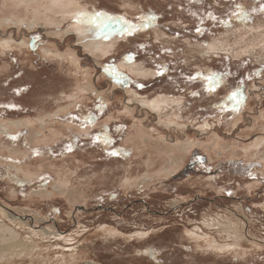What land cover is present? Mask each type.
<instances>
[{
    "label": "rangeland",
    "instance_id": "obj_1",
    "mask_svg": "<svg viewBox=\"0 0 264 264\" xmlns=\"http://www.w3.org/2000/svg\"><path fill=\"white\" fill-rule=\"evenodd\" d=\"M27 1L0 0V22H21L0 26V121L32 123L0 135V206L33 227L40 213L61 236L44 248L81 256L71 264H264V0H45L32 29L26 12L44 0ZM96 12L109 30L79 22ZM189 142L180 170L142 182Z\"/></svg>",
    "mask_w": 264,
    "mask_h": 264
},
{
    "label": "bare ground",
    "instance_id": "obj_2",
    "mask_svg": "<svg viewBox=\"0 0 264 264\" xmlns=\"http://www.w3.org/2000/svg\"><path fill=\"white\" fill-rule=\"evenodd\" d=\"M18 2H19V0H18ZM22 2V1H21ZM26 2H28L27 0H26ZM37 3V2H36ZM49 3H51V1H45L44 0V3H43V1H42V5H36V7H35V5H34V8L32 7V9L30 10V11H28V9H29V6L27 5V7H28V9H27V11L28 12H26L28 15H26L27 17H26V20L29 22V27H30V29H32V28H35L34 26L38 23V20H37V17H38V14H39V12L41 11V8L43 7L44 8V6H47V5H49ZM53 3V2H52ZM19 4H20V2H19ZM22 4V3H21ZM24 4V3H23ZM28 4V3H27ZM22 8V7H21ZM42 8V9H43ZM73 8V7H72ZM44 10H47V9H44ZM47 13H48V11H46ZM25 13V14H26ZM49 13H51V12H49ZM48 13V14H49ZM43 14H44V12H43ZM47 14V15H48ZM45 15H46V13H45ZM55 16V15H54ZM59 16V15H58ZM42 17V16H41ZM44 17V16H43ZM42 17V18H43ZM65 18V17H64ZM63 18V19H64ZM18 19V18H17ZM44 19H45V17H44ZM43 19V20H44ZM19 20V19H18ZM9 22H14L15 23V25H16V27L17 28H19V26L21 25V22H18V21H13V19H11V20H2L1 22H0V26H5V25H8L9 24ZM25 22V21H24ZM23 24V23H22ZM61 25V24H60ZM16 28V29H17ZM76 31L77 33H80L81 31H82V29H81V31L80 32H78V30L76 29V28H72V31ZM69 31V30H68ZM86 31V30H85ZM87 32V31H86ZM81 33H84V31L83 32H81ZM53 35H57V34H54L53 33ZM101 35V34H100ZM58 36H59V34H58ZM81 37H83V35H81ZM91 37V36H90ZM97 37V36H96ZM82 39V38H81ZM87 39V38H86ZM89 40V39H88ZM104 41H106V40H104ZM111 43V42H110ZM102 43L101 42H97V40H95V39H90V41H89V43L87 44V47L88 48H92L93 50H99L100 48L102 49ZM108 45V44H107ZM106 45V47H109V45L107 46ZM111 45V44H110ZM86 47V46H85ZM91 49V50H92ZM100 49V50H101ZM108 49V48H107ZM106 51V50H105ZM101 55H102V53H101ZM105 55V54H104ZM86 87V86H85ZM91 87H86V89L88 90V89H90ZM257 88V87H256ZM264 88V87H263ZM262 89V88H261ZM264 90V89H263ZM86 91V90H85ZM132 92V91H131ZM264 92V91H263ZM88 93V92H87ZM263 94V93H262ZM129 95H131V101H134V100H138L139 102H141L143 105H144V108H145V106H149L148 108H150L152 105L150 104V102L148 103V102H146V101H142V100H140V97H138L135 93H130ZM257 95V94H256ZM129 100V99H128ZM163 101V100H162ZM166 102V101H165ZM162 103V102H161ZM135 104H137V103H135ZM156 104V103H155ZM70 105H72V104H70ZM143 105L141 106L142 108H143ZM166 105V104H165ZM74 106V105H73ZM160 106V105H159ZM152 107H154V106H152ZM69 108H71V107H69ZM68 108V110H70ZM158 110V109H157ZM160 110V109H159ZM65 111V109H60V110H58L57 111V113L58 114H60V113H62V112H64ZM66 112V111H65ZM68 112V111H67ZM159 112V111H158ZM262 113V112H261ZM261 113H260V115H261ZM50 116V115H49ZM43 117V116H42ZM41 117V118H42ZM47 117V116H46ZM261 117V116H260ZM30 120L31 119H20V120H9V121H0V135H9V136H11V135H13L16 131L18 132L20 129H22V128H25V127H30L31 125L30 124H32L31 122H30ZM261 120V119H260ZM264 120V119H263ZM256 122V121H255ZM178 123V122H177ZM261 124L260 125H262V130H264V121H261L260 122ZM34 124V123H33ZM35 125V124H34ZM256 126V125H255ZM70 127V126H69ZM140 127V126H139ZM179 127V126H178ZM260 127V126H259ZM43 128V127H42ZM141 128V127H140ZM140 128H138V129H140ZM143 128V127H142ZM40 129H41V127H40ZM182 128L180 127V130H181ZM208 130V129H207ZM31 131V130H30ZM36 131H38L39 132V130H36ZM41 131V130H40ZM52 131V130H51ZM31 132H33V131H31ZM42 132V131H41ZM46 132V131H45ZM54 133V132H53ZM52 134V133H51ZM55 134V133H54ZM137 135H136V138H140V139H142V140H145L146 141V137L147 136H149L150 135V137L152 136V133H150V131H148V130H146L145 128H143V129H140V130H138L137 131V133H136ZM46 135V134H45ZM48 136V135H47ZM56 136V135H55ZM49 137V136H48ZM58 137V136H57ZM134 137V136H133ZM53 139H54V137H52ZM56 138V137H55ZM212 138V137H211ZM134 139H135V137H134ZM139 139V140H140ZM148 139V138H147ZM152 139H153V136H152ZM213 139V138H212ZM31 140L33 141V143H37V144H39L38 142L39 141H41V140H43V134H40V133H34L32 136H31ZM48 140V139H47ZM52 139L50 138V141H51ZM133 140V139H132ZM136 140L137 139H135V142H136ZM211 139H209V141H210ZM53 141V140H52ZM134 141V140H133ZM165 141V140H164ZM45 142V141H44ZM131 142V141H130ZM138 143H139V141H137ZM214 142H215V140H214ZM41 143V142H40ZM47 143V142H46ZM144 143V142H143ZM180 143V142H179ZM183 143H187L186 141L185 142H183ZM199 143V142H198ZM203 144H204V142H202ZM209 143V142H208ZM210 143H212V142H210ZM216 143V142H215ZM221 143V142H220ZM133 144V143H132ZM142 144V143H141ZM164 144V143H163ZM166 144V143H165ZM178 144V143H177ZM193 143H191V142H189V144H181V145H177V147H175L177 150H179V151H182V152H184V156H182L181 158H179L180 160H178V159H175V160H177L176 161V163L175 164H170L169 165V162H168V164L166 165V166H163V167H159L160 169H158L157 170V168H155L153 171L150 169V167H151V165H152V163L153 164H155L153 161H152V163H149V162H151V160L148 162L149 164H151L150 166H148L149 167V170L150 171H147V174L146 175H144L143 174V180H142V182H144V183H149L151 180H155V179H157V178H166V176H168L169 177V175L171 174V175H173L172 173H174L175 171H177L178 169H179V167L181 166V165H183L182 164V162H184V158H185V156L187 155V153H188V151L191 149V145H192ZM150 145V144H149ZM175 144H173V146H174ZM198 145H200V144H198ZM212 145V144H211ZM136 146V149L137 150H139L140 149V147H139V149H138V144H136L135 145ZM134 146V147H135ZM172 146V145H171ZM194 146H196V145H194ZM201 146H203V145H201ZM207 146H209V145H207ZM142 147V146H141ZM198 147H200V146H198ZM210 147V146H209ZM208 147V148H209ZM132 148H133V146H132ZM174 148V147H173ZM204 148V147H203ZM207 148V147H206ZM256 148H257V146H256ZM136 149H133V150H135V151H137ZM145 149V148H144ZM163 149V148H162ZM219 149V148H218ZM223 150H224V148H222ZM235 149V148H234ZM146 150V149H145ZM144 150V151H145ZM166 150V149H165ZM173 149H171V151H172ZM213 150V149H212ZM217 150V149H216ZM220 150V149H219ZM227 150V149H226ZM228 150H229V148H228ZM239 150V149H238ZM238 150H232V148H231V150L230 151H228V153L232 156V157H235L236 158V156H242V153L243 154H245L244 152H241V151H238ZM257 150H260V149H257ZM19 151V150H18ZM143 151V150H142ZM151 151H152V149H151ZM178 151V152H179ZM206 151V150H205ZM208 151V150H207ZM211 151V150H210ZM255 151V150H254ZM25 152V151H24ZM138 152V151H137ZM141 152V151H140ZM154 152V151H153ZM181 152V153H182ZM223 151H221L220 153H222ZM258 152V151H257ZM147 153V152H146ZM166 153V152H165ZM168 153V152H167ZM171 153V152H170ZM175 153V152H174ZM173 153V154H174ZM180 153V152H179ZM210 153V152H209ZM226 153V152H225ZM224 153V154H225ZM8 154V153H7ZM6 154V155H7ZM13 154L14 155H17V154H20L19 152H13ZM135 154V153H134ZM138 154V153H137ZM140 154V153H139ZM149 154V153H148ZM153 154V153H152ZM214 154V153H213ZM22 155V154H21ZM27 155V154H26ZM141 155L143 156V152L141 153ZM140 155V156H141ZM179 155V154H178ZM215 155V154H214ZM220 155V154H219ZM223 155V154H222ZM230 155H229V157H230ZM8 156V155H7ZM19 156V155H18ZM139 156V155H138ZM152 156H154V155H152ZM13 157V156H12ZM15 157V156H14ZM169 157V156H168ZM187 157V156H186ZM217 157V156H216ZM224 157V156H223ZM15 158H18L17 156L15 157ZM219 158V157H218ZM11 159V158H10ZM138 159H139V157H138ZM137 159V160H138ZM141 159H142V157H141ZM155 160V159H154ZM157 160V159H156ZM167 160V159H166ZM212 160H213V158H212ZM145 161H147V160H145ZM144 161V162H145ZM172 161H174V160H172ZM10 162H12V161H10ZM143 162V163H144ZM160 162V161H159ZM148 163H146L147 165H148ZM156 163H158V162H156ZM166 163V162H165ZM15 165H17V164H15ZM165 165V164H164ZM23 166V165H22ZM145 166V165H144ZM16 168H17V166H15ZM26 167V166H25ZM147 167V166H146ZM146 167H145V169H146ZM30 168V167H29ZM19 169V168H18ZM17 169V170H18ZM24 169V168H23ZM22 169V170H23ZM13 170V169H12ZM19 170H21V169H19ZM27 170V169H26ZM148 170V169H147ZM180 170V169H179ZM33 171V170H32ZM7 172V171H6ZM9 172V171H8ZM20 172V171H19ZM10 173V172H9ZM14 173V172H13ZM22 173V172H21ZM60 173V172H59ZM58 173V174H59ZM60 174H62V173H60ZM7 175V174H6ZM24 175L27 177V178H29L30 180L29 181H32L33 180V177H34V175H35V173L33 174V173H29L28 174V172L27 173H24ZM142 177V176H141ZM7 179H8V177H6ZM5 178V179H6ZM11 178V177H10ZM27 178H26V180H27ZM130 178V177H129ZM128 178V180L127 181H124V182H126V185H128L129 186V184H133V183H131V181L132 180H130ZM134 178V177H133ZM132 178V179H133ZM127 179V178H126ZM137 179H138V176H137ZM167 179V178H166ZM139 180V179H138ZM6 181V180H5ZM14 181V180H13ZM140 181H141V179H140ZM159 181H161V180H159ZM60 182V181H59ZM156 182V181H155ZM17 183V182H16ZM58 183V182H57ZM62 183V182H61ZM151 183H153V182H151ZM150 183V184H151ZM27 184H29V183H27ZM125 185V184H124ZM125 185V186H126ZM131 186V185H130ZM11 188V187H10ZM131 188V187H130ZM12 190V188L10 189V191ZM42 190V189H41ZM56 190H57V192L58 193H60V194H64V195H66V194H68L69 193V195H70V199H71V201L73 202L74 200H73V198H75V196L74 195H72L73 193L72 192H68L69 191V189L67 188V185L66 184H58L57 186H56ZM251 191V190H250ZM55 192V191H54ZM48 193V192H47ZM250 193V192H249ZM13 194V193H12ZM31 194V193H30ZM37 194V193H36ZM39 194V193H38ZM52 194V193H51ZM15 195V194H14ZM35 195V194H34ZM58 195V194H57ZM11 196V195H10ZM62 196V195H61ZM34 198H36V197H34ZM41 198V197H40ZM77 198V197H76ZM75 198V199H76ZM44 199V198H43ZM49 199V198H48ZM31 200H33V199H31ZM38 200V199H37ZM82 200V199H81ZM34 202H35V200H33ZM79 202V201H78ZM31 203V202H30ZM33 203V202H32ZM177 203V202H176ZM35 204H36V202H35ZM34 207V206H33ZM36 209V208H35ZM38 209V208H37ZM33 211V210H32ZM32 211H29V212H32ZM23 212H25V211H23ZM19 213H21L22 215H24L23 213H22V211H20ZM27 213V212H26ZM31 215H33V223H34V227L31 225V223H29V221H24V220H22L21 218H19V216H21V215H18V214H13V213H10L9 211H7V210H5V208H3V207H1L0 206V261H3V260H5V259H7V258H13V257H15L16 259H18V262H19V264H56L55 262H57V261H61V263H65V264H71V263H74V262H78V260L79 259H81V256L80 255H78L77 253L76 254H73V255H71L70 257H60L59 255H61L60 254V252H58V253H55V252H53V251H51L50 252V250L48 249V248H44V247H49V246H43V244L45 243V244H49L50 243V241L51 240H53L54 242H56L57 243V239L58 238H61V236L59 235V233H58V230H57V228H55L53 225H51V226H49V227H44V224L46 223V219L44 218V217H42L41 216V214L40 213H35V212H32L31 213ZM247 217V216H246ZM223 218V217H222ZM224 219V218H223ZM206 220H208V219H206ZM247 220V219H246ZM225 221V220H224ZM236 221V220H235ZM241 221V220H240ZM229 222V221H228ZM233 223V226H232V228H236V230H240L241 229V227H240V225H241V223L240 222H232ZM223 224V223H222ZM230 228V227H229ZM233 231H234V229H232ZM111 231V230H110ZM113 233V232H112ZM140 235H142L143 236V234H140ZM146 235V234H145ZM187 235H191V236H193L194 237V234L192 233V232H188V234ZM196 237V236H195ZM231 237V236H230ZM230 237H228V238H230ZM239 237V238H238ZM238 237H236V243H237V245L236 246H239L240 244H239V242L242 240V238H240L241 236H238ZM234 243V242H233ZM235 243V244H236ZM231 245H234V244H231ZM217 246V245H216ZM218 246L220 247V249L221 248H223V247H221V246H223V245H220V244H218ZM226 246H227V244H226ZM240 247H242V246H240ZM224 248H225V246H224ZM228 248H229V246H228ZM228 248H226V249H228ZM57 249V248H56ZM209 249V248H208ZM215 249V248H214ZM44 252H47L48 253V255H45L44 256ZM50 253V254H49ZM53 253V254H52ZM51 254L53 255V260H52V256H51ZM54 256H56V257H54ZM62 259V260H61ZM67 259H71L72 261L71 262H69L68 263V260ZM84 260V259H83ZM15 261V260H14ZM87 264V263H86Z\"/></svg>",
    "mask_w": 264,
    "mask_h": 264
},
{
    "label": "snow or ice",
    "instance_id": "obj_3",
    "mask_svg": "<svg viewBox=\"0 0 264 264\" xmlns=\"http://www.w3.org/2000/svg\"><path fill=\"white\" fill-rule=\"evenodd\" d=\"M261 11H264V8L261 9ZM243 9H241V13L242 14ZM214 18V17H213ZM115 18L113 17H108L107 14L102 13V12H96V13H83L81 14L80 20L79 22L82 23H87L90 26H93L95 29H97L98 31H106L109 30L111 28V25L108 21L114 20ZM122 19V18H120ZM146 19V18H143ZM152 19H154V17H152ZM125 30L128 32V34H132L134 31L138 30L137 25L132 24L131 22L128 21H124V24L121 27H125ZM147 26V25H145ZM128 59H131V57H129ZM119 75V74H117ZM210 82L212 83H216L218 81H214L213 78L209 77ZM210 91L212 90L211 88L209 89ZM241 93L239 91H234L231 96L230 99L232 101L235 102L236 105H240L243 103V101L240 99ZM234 111L237 110L236 108L233 109ZM113 155H115V153H112Z\"/></svg>",
    "mask_w": 264,
    "mask_h": 264
}]
</instances>
